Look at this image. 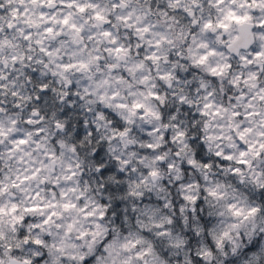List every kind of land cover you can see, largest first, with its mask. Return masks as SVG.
Listing matches in <instances>:
<instances>
[{
  "label": "clouds",
  "instance_id": "1",
  "mask_svg": "<svg viewBox=\"0 0 264 264\" xmlns=\"http://www.w3.org/2000/svg\"><path fill=\"white\" fill-rule=\"evenodd\" d=\"M0 264H264V0H0Z\"/></svg>",
  "mask_w": 264,
  "mask_h": 264
}]
</instances>
